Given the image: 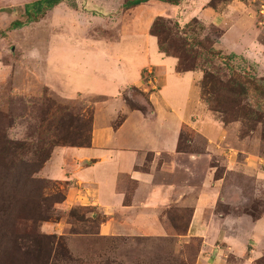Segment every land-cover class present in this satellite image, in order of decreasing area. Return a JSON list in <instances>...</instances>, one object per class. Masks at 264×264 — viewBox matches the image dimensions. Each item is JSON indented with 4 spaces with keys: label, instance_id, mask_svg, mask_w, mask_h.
<instances>
[{
    "label": "crops",
    "instance_id": "obj_1",
    "mask_svg": "<svg viewBox=\"0 0 264 264\" xmlns=\"http://www.w3.org/2000/svg\"><path fill=\"white\" fill-rule=\"evenodd\" d=\"M100 1L82 0L85 11L79 14L101 20L92 15L104 8ZM112 4L117 12L103 33L110 38L80 39L81 43H76L81 53L77 64L57 60L44 66L51 74L44 80L50 91L66 97L79 94L102 99L94 106L88 143L52 151L49 165L64 162L62 169L59 164L49 168L55 175L52 178L93 186L91 197L82 193L76 200L68 190L61 206L64 211L72 206L96 208L103 217L96 235L126 239L168 236L166 211L171 206L187 208L184 235L177 237L186 242L197 240L192 264H253L264 257V160L241 151L240 141L222 142L233 127L219 124L203 108L201 72L177 73L176 59L159 51L150 26L155 18L179 25L190 20L211 25L219 33L214 50L250 61L262 72L264 0H148L126 11L119 8L123 0ZM72 51L70 48L69 54ZM126 101L138 108H129ZM183 128L202 142L197 153L178 149ZM219 147L223 148V162L233 164L234 170L246 174L249 168L245 163L259 169L252 171V182L263 188L262 207L255 217L233 215L236 197L221 194L224 174L233 167L223 163L217 174L219 163L205 166L198 183L188 182L191 166L211 159ZM178 168L181 178L176 177ZM158 175L166 178L161 181ZM122 177L133 183L129 198L119 189Z\"/></svg>",
    "mask_w": 264,
    "mask_h": 264
},
{
    "label": "rangeland",
    "instance_id": "obj_2",
    "mask_svg": "<svg viewBox=\"0 0 264 264\" xmlns=\"http://www.w3.org/2000/svg\"><path fill=\"white\" fill-rule=\"evenodd\" d=\"M32 2L0 0V264H192L197 240L186 242L177 237L184 235L187 208L171 206L166 211L168 236L150 239L99 237L96 230L103 217L96 208L72 206L71 212L64 211L61 204L68 190L76 200L82 193L90 196L93 186L52 178L55 175L50 170L57 164L61 169L64 166L62 161L49 165L52 151L88 143L94 106L102 99L79 94L66 97L50 91L44 84L45 77L51 75L45 67L57 60L77 64L81 53L76 43L90 37L110 38L103 35L104 27L117 11L114 0H101L103 4H98L104 8L92 13L101 20H90L79 14L85 11L82 0H60L53 14V7L46 11L43 7L42 15L28 8L27 16L24 7ZM119 8L126 11L130 7L121 4ZM156 19L150 32L157 34L161 50L168 56H189L201 78L205 73L211 76L204 97L200 90V100L219 124L233 127L222 142L240 141L241 151L264 160V71H257L252 62L241 57L220 55L226 58L222 62L209 56L208 49L219 36L211 25L195 20L179 25L160 18L153 27ZM13 22H20L21 27L11 29ZM130 93L137 96L134 91ZM126 103L129 108H138ZM201 145L199 138L183 128L179 150L197 153ZM222 149L216 148L211 159L193 164L188 182L198 183L205 166L219 163L217 174L223 163L233 167L224 174L221 194L236 197L233 215L255 217L262 207L264 182L253 183L252 171L259 169L245 163L249 168L246 174L234 170L233 164L223 162ZM180 172L178 168L176 177L181 178ZM156 178L164 181L166 177ZM118 185L129 198L133 183L122 177ZM253 264H264V257Z\"/></svg>",
    "mask_w": 264,
    "mask_h": 264
},
{
    "label": "trees",
    "instance_id": "obj_3",
    "mask_svg": "<svg viewBox=\"0 0 264 264\" xmlns=\"http://www.w3.org/2000/svg\"><path fill=\"white\" fill-rule=\"evenodd\" d=\"M147 1L148 0H125L124 3H123V6L124 7L137 6V5H139L141 3H145ZM160 1H167L169 3H176L178 0H160ZM59 2H60V0H37V1L32 2L31 4L25 5L24 12L28 16L27 9L28 8H34L33 14L36 13V14L42 15L41 12H43V7L45 8L44 10L46 11V9H51L52 7H54L55 5H57ZM159 19L160 18H157L156 19V22L153 24V27H154V25H156L157 22L160 21ZM20 27H21V23L20 22H13L11 24V26H10L11 29H16V28H20ZM150 34L156 38L157 47H158L159 51L161 53H163L164 55H166L165 52L163 50H161V48H160L161 45H160L159 38H158L157 34L152 33V32H150ZM208 54H209V56L216 57L217 59H219L222 62L224 61V59H226L225 57H221L220 56L221 54L218 53L217 51H215L212 48L211 45H210V48L208 49ZM166 56H168V55H166ZM171 57H173V58L176 59V67H175V70H176L177 73H182V72H186V71H193V70L198 69L194 65H191V63H190L191 59L189 58V56L182 58L181 56H177L176 55V56H171ZM208 74L209 73H205L203 75V77L201 78V81L199 82V89L201 90V96L202 97H204V94H205L204 89L207 86L208 79H211V76L208 75ZM210 90L212 92V90H213V84H211ZM205 103L209 106L208 99L207 100L205 99ZM210 110L212 112H217L214 109H210ZM62 201H63V199L60 202H62ZM71 210H73V209H69L67 213L71 212Z\"/></svg>",
    "mask_w": 264,
    "mask_h": 264
}]
</instances>
